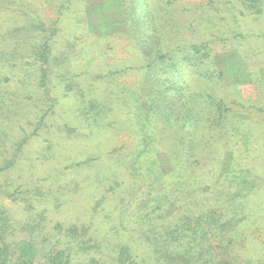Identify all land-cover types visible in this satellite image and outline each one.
Returning <instances> with one entry per match:
<instances>
[{
	"label": "rangeland",
	"instance_id": "1",
	"mask_svg": "<svg viewBox=\"0 0 264 264\" xmlns=\"http://www.w3.org/2000/svg\"><path fill=\"white\" fill-rule=\"evenodd\" d=\"M152 1L8 2L11 10H31L40 14L47 32H51L57 23L59 33L52 42L53 69L48 96L59 101L55 114L48 121L49 126H37L38 132L19 153L17 167L0 175V184L10 187V192L18 188L13 197L1 195L0 202L15 210L19 229L24 227L30 215L26 208L30 205L36 213L44 210L48 214L46 232L53 233L57 224L63 229L71 226L86 228L87 238L101 244L103 235L118 225L120 228L122 220L105 219L110 204L102 199L106 189L102 182L98 184L97 172L110 171L120 182L126 181L129 187L137 185L139 190H145L146 184L150 183L146 178L149 167L168 172L167 156L154 138L159 137L162 127L151 102V96L155 94L152 88L155 85L156 90L166 91L171 95L168 99L179 95L178 91L183 88L184 100H190L186 107L197 125L191 132L193 138L194 134L196 138L202 135L203 126H211L217 120L219 113L215 104L218 101H222L226 109V137L212 148L216 155L214 151L205 152L210 156L206 164L216 168V161L211 158L223 156L222 172L238 168L239 163L246 171L240 183L246 185V189L241 187L247 198L243 199L246 211L234 222L239 225L232 241L235 248L228 247V241L225 252L214 239L217 257L222 264H264V0ZM61 5L65 7L62 13L59 12ZM257 9L262 12L257 14ZM135 24L141 29L139 33L149 30L150 37L145 33L138 37L136 30L130 29ZM138 38H148L149 50L157 51L159 55L170 53L171 56L178 44L185 46V43L202 45L204 49L195 54L197 61L192 59L193 66H175L168 57L161 59V67L148 69L135 41ZM69 88L72 90L70 97L69 94L65 96ZM78 89L83 91L82 101L107 107L93 121L101 131L93 132L97 134L95 141L77 135L72 142L67 133L57 131L58 125L63 123H69L77 130L83 127L80 118L72 113L78 104V98L74 97ZM3 119L4 116H0V165L6 156V148L12 153L16 139L13 131L6 137L1 130L20 123L18 116L11 121ZM35 121H24L30 126V132L35 128L32 125ZM102 123L105 124L103 130L99 127ZM146 139L154 143L146 145ZM5 141L7 145H3ZM235 153L240 154L236 158L238 163L232 160ZM93 156L101 159L94 162L98 167L90 171V180L78 183V177L68 174L70 164ZM203 178L200 182L214 186L215 190L220 188V178ZM185 182H181V188L186 186ZM199 198L203 199L194 194L190 199ZM154 199L153 206H166L172 202L160 191ZM34 215L32 219L36 217ZM23 232H20L22 235L15 252L33 259L34 264H44L45 258L38 254L39 246L26 242ZM94 247L91 253H78L76 263L92 264L102 257L104 263L112 264L110 248Z\"/></svg>",
	"mask_w": 264,
	"mask_h": 264
},
{
	"label": "trees",
	"instance_id": "2",
	"mask_svg": "<svg viewBox=\"0 0 264 264\" xmlns=\"http://www.w3.org/2000/svg\"><path fill=\"white\" fill-rule=\"evenodd\" d=\"M16 1L0 0V116H4L8 121L16 116L21 120H18L20 123L17 122V126L10 125L5 129L9 132L1 130L6 133V137L7 133L13 131L16 139L12 153L6 148V156L0 165V175L17 167L19 153L36 135L37 126H49L48 121L55 114L54 110L58 106L56 102L59 101L58 98L52 99L48 96L53 69L50 54L59 27L55 23L51 32H47L45 22L40 20V14L31 10L20 12L11 10L8 2ZM64 8V5H61L59 12L62 13ZM261 12V9L256 10L257 14ZM130 29H135L138 37L144 33L146 37L151 35L149 30L139 33L141 29L137 24ZM135 41L143 53L144 63L148 69L156 68L158 65L161 67L163 63L161 59L165 60L168 57L175 66L178 64L193 66L195 54L201 53L204 49L202 45L185 43V46L178 44L171 56L170 53L159 55V52L149 50L148 38L146 40L138 38ZM152 89L155 94L151 96V102L158 112L159 124L162 127L159 137L154 136L155 143L167 156L169 171L165 173L149 167L146 178L150 183L146 184L145 190H139V187L136 188L137 185L129 187L126 181L120 182L116 176L113 177L109 170L97 172L98 184L101 185L102 182L106 189L102 193V199L110 204V212L105 214V219L113 222L121 218V227L118 225L103 235L104 240H101V244L87 238L86 228L71 226L63 229L61 224H57L54 232L48 233L45 231L48 214L44 210L36 213L35 208L29 205L26 208L30 215L24 227L19 229L15 210L0 202V264H34L33 259L15 252L18 238L22 235L20 232L23 231L26 242L39 246L38 254L45 258L44 264H77L75 259L78 253H91L94 246L110 248L112 264H222L217 257L214 239L225 252L228 241V247L235 248L232 241L239 230V225L234 222L245 214L246 203H243V199H247L241 188L246 189V185L240 184L245 178L246 171L240 163L238 168L234 167L229 172L220 170L223 156L211 158L216 161V168L206 164L210 156L205 152L214 151L212 150L215 149L214 145H220L226 137L224 103L218 101L215 104L219 115L214 124L203 126L202 135L196 138L194 134L193 138L191 132L196 130L197 125L192 120L191 111L186 107L190 100H184L185 90L182 88L178 91L179 95L168 99L167 97L171 95L166 91L160 88L156 90L155 85ZM78 90V93L74 94V97L78 98V104L72 113L80 118L83 127L77 130L69 123H63L58 125L57 131L60 134L67 133L72 142L77 135L87 136L90 141H95L94 136L96 137L100 130H97L93 121L98 119L99 114L107 110V107L101 103L88 104L82 101L83 91ZM65 94V96L69 94L70 97L72 90L67 89ZM209 96L212 100V96ZM31 117L33 121L36 120L32 124L35 126L32 132L28 128L30 126L24 124V121L33 123ZM76 120L80 123L78 119ZM103 124L99 126L102 130L105 127ZM93 132H96L95 135ZM7 143L5 141L3 145ZM153 143L154 141L145 140L146 145ZM90 152L93 155L94 152L92 150ZM216 154L214 151V155ZM237 155L240 154L235 153L232 157L235 162ZM96 161H101L99 156L73 162L70 168L74 169L69 168L68 174L78 177V183L90 180V171H95V167H98V164H94ZM204 176L207 179L220 178V188L215 190L214 186L200 182L204 180ZM181 182L186 183L184 189L181 188ZM158 188H162L159 190L161 194L169 197L172 202L166 206H153V203H156L155 194L159 193ZM17 189L10 192V187L6 188L0 184V196L6 194L13 197L18 192ZM19 193L24 194L20 191ZM194 194H199L203 199L192 201L190 198ZM33 215L36 216L34 219ZM76 239H79L78 242ZM104 262L105 260L100 257V260L97 258L92 264H106ZM108 263L111 264L109 261Z\"/></svg>",
	"mask_w": 264,
	"mask_h": 264
}]
</instances>
